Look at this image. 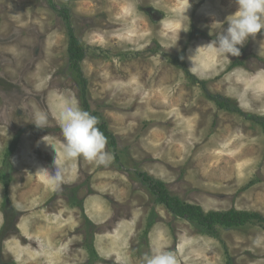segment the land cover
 <instances>
[{"label":"rangeland","instance_id":"obj_1","mask_svg":"<svg viewBox=\"0 0 264 264\" xmlns=\"http://www.w3.org/2000/svg\"><path fill=\"white\" fill-rule=\"evenodd\" d=\"M236 11L235 0H0V264H144L161 248L178 264H264V31L238 57L200 48ZM77 67L113 137L106 164L61 157L59 113L72 100L84 110ZM54 161L67 169L55 190L38 171ZM138 174L204 213L262 221L176 218Z\"/></svg>","mask_w":264,"mask_h":264},{"label":"clouds","instance_id":"obj_2","mask_svg":"<svg viewBox=\"0 0 264 264\" xmlns=\"http://www.w3.org/2000/svg\"><path fill=\"white\" fill-rule=\"evenodd\" d=\"M237 11L227 20V28L219 31L216 38L201 46L211 50L217 56L225 59L238 57L241 47L250 37L264 31V0H235ZM36 125L42 128L46 124ZM63 141L61 142V157L63 161L83 157L97 164H106L112 157L106 150L107 138L97 127L99 120L88 111L80 108L77 101H66L59 113ZM42 178L55 190L64 182L67 169L63 163L56 164L54 170L39 169ZM144 264H178L172 251L161 250L154 254L146 253Z\"/></svg>","mask_w":264,"mask_h":264},{"label":"trees","instance_id":"obj_3","mask_svg":"<svg viewBox=\"0 0 264 264\" xmlns=\"http://www.w3.org/2000/svg\"><path fill=\"white\" fill-rule=\"evenodd\" d=\"M72 36L73 35H71L69 39L67 54L70 60L75 59L76 62H81L83 58V51L80 49L79 44L76 43V39L74 38V36ZM76 72L81 83L84 110L89 112V107L85 100L86 81L80 75L81 71L78 67L76 68ZM223 104V101L220 102L219 107L223 108ZM261 124L264 127V122H261ZM97 127L100 129L101 132H103L105 137L110 138V140L112 141L111 144H113V137L108 133L106 127L102 124H98ZM138 177L140 178L142 183L148 188L150 194L155 197L156 202L164 206V208L176 218L195 222L200 226H206L208 228H211L214 225H221L225 228L240 227L252 219H259L262 221V219L257 214L237 212L235 210H230L225 213H204L199 206L186 204L181 202L179 199L172 197L162 182L155 181L146 174H138ZM262 223L264 228V221H262ZM150 226L151 224L147 226V229ZM89 252L91 255L95 256L93 249H90Z\"/></svg>","mask_w":264,"mask_h":264},{"label":"bare ground","instance_id":"obj_4","mask_svg":"<svg viewBox=\"0 0 264 264\" xmlns=\"http://www.w3.org/2000/svg\"><path fill=\"white\" fill-rule=\"evenodd\" d=\"M42 175V174H41Z\"/></svg>","mask_w":264,"mask_h":264},{"label":"flooded vegetation","instance_id":"obj_5","mask_svg":"<svg viewBox=\"0 0 264 264\" xmlns=\"http://www.w3.org/2000/svg\"><path fill=\"white\" fill-rule=\"evenodd\" d=\"M15 221V220H14Z\"/></svg>","mask_w":264,"mask_h":264}]
</instances>
